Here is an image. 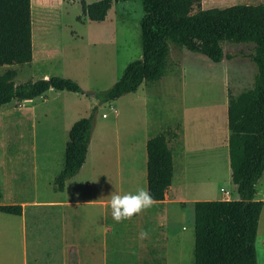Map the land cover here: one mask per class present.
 <instances>
[{
    "label": "rangeland",
    "instance_id": "374dc122",
    "mask_svg": "<svg viewBox=\"0 0 264 264\" xmlns=\"http://www.w3.org/2000/svg\"><path fill=\"white\" fill-rule=\"evenodd\" d=\"M261 1L201 0V7L224 8ZM31 8L33 59L28 65L8 66L18 71L15 83L60 76L77 82L82 92L52 89L36 99L12 100L0 107V203L23 205L28 264H152L153 258L161 259L162 264H193L192 204L155 203L130 220L116 223L107 206L110 199L107 194L111 190L134 193L146 184L119 186L112 181L103 184L99 179H90L89 184L66 181L64 191L53 190L54 177L62 168L68 132L76 120L93 114L97 131L100 126L106 128L103 140L106 149L114 147L120 107L127 104L120 98L100 103L96 95L112 86L130 61L141 57V2H115L100 23L84 17L83 22L76 20L81 15L80 0H32ZM223 47L227 56L220 64L171 44L170 71L180 74L182 60L187 72L181 80L166 76L165 81L160 78L147 83L148 90L139 88L133 96L138 97L135 104L139 112L146 104L148 117L175 123L174 127L179 129L184 104L191 109L188 118L194 124L198 119L199 124L210 122L211 108L217 107L216 103L226 96L225 89L237 94L251 87L257 72L249 57L252 43L226 42ZM94 107L96 111L92 112ZM99 142L98 135H94L91 152H96ZM206 157L201 156V161ZM200 165H191V176L206 179L204 174H210L212 169L201 171ZM221 165L220 179L227 176L225 164ZM197 185L187 190L208 191L218 187L210 183ZM256 191L264 196V176ZM20 223L18 217L0 212V259L7 251L16 255L21 248ZM141 230L149 233L147 239H139ZM263 240L264 207L254 242L257 264H264ZM40 249L48 254L33 261L34 253ZM0 264L21 262L0 261Z\"/></svg>",
    "mask_w": 264,
    "mask_h": 264
},
{
    "label": "trees",
    "instance_id": "16d2710c",
    "mask_svg": "<svg viewBox=\"0 0 264 264\" xmlns=\"http://www.w3.org/2000/svg\"><path fill=\"white\" fill-rule=\"evenodd\" d=\"M118 1L132 0H80L81 15L76 20L103 22ZM139 1L143 11L139 20L141 57L130 61L118 80L96 95L100 103L114 101L135 92L142 83L162 78L170 63L171 44L200 53L215 63L227 56L224 43L253 44L249 55L257 70L253 85L237 94L227 90L230 176L238 198L193 202V264H257L254 242L263 203L254 199L264 172V0L208 9L201 7V0ZM31 2L0 0V107L12 100L36 99L49 89L82 92L77 82L60 76L15 83L18 71L8 66L28 65L33 59ZM93 125V114L71 125L62 168L53 180L54 191H64L66 181L85 162ZM175 135L167 127L146 142V188L156 203L165 200L172 181L168 140ZM0 212L21 216L23 206L0 203ZM162 263L159 258L152 259V264Z\"/></svg>",
    "mask_w": 264,
    "mask_h": 264
},
{
    "label": "crops",
    "instance_id": "0c3cea01",
    "mask_svg": "<svg viewBox=\"0 0 264 264\" xmlns=\"http://www.w3.org/2000/svg\"><path fill=\"white\" fill-rule=\"evenodd\" d=\"M219 63L221 64V62ZM179 66L180 74H173L168 66L167 75H164L162 79L166 76H174V78L177 77L181 80L187 71L182 60ZM47 77L48 76L45 78ZM222 80L224 81L225 87L226 81L224 78ZM143 87L147 90L150 88L148 84L142 83L137 90ZM50 90L52 89H49L46 93L50 92ZM137 90L120 96V99L118 98L119 100H124L127 105L120 107L119 131L113 149L107 150L105 142L103 143L106 132L105 126L98 127L97 131V125L94 123L85 162L82 164L78 173L68 179L67 182L76 183L79 181L80 183L85 182L89 184L90 179H99L103 184L112 181L119 186L125 185L133 187L137 183L146 184V142L150 137L161 132L163 126H167L169 122L165 121L164 123L162 119H153L152 115L148 117V108H146V104L144 110L141 108L140 113L138 104H135L136 100L138 102V97H133ZM154 90L155 88H153L151 92ZM227 90L228 88L225 89L224 93L226 96L216 103L217 107L211 108L210 122L207 124L204 122L203 124H199V119L198 122L194 124L192 119L188 118L191 109H188L184 104H182L183 106L180 110V120L178 122L179 129L174 127L175 123H169L168 127L172 128L176 133L175 136L169 137L168 140V144L172 150L173 176L163 202L180 203L181 205L192 204L193 206V202L200 200H235L238 198V194L230 176L228 147L230 131L228 129L227 120ZM132 103L135 105H132ZM131 109H135V112ZM213 110L214 113H212ZM204 118L206 117L204 116ZM94 135H98L100 139L95 153L91 152ZM108 152L118 154L119 159L116 167L110 160L111 156L114 154L110 156ZM205 155L207 157L204 162H202L201 156L205 157ZM223 163L227 170V176L226 178L220 179L219 170ZM194 164L198 166L202 164L199 167L200 169L196 168L201 171L204 169H212L210 174H204L206 179L197 175H193L194 177L191 176V165ZM263 176L264 173L259 178L258 182ZM196 179L200 181H196ZM200 183H204V185L205 183H210L218 187L208 191L205 189L187 190V187L198 186L197 184ZM254 201H262V208L264 207V196H259L258 191L255 193ZM15 217H18L21 222V248L14 256L10 251H7L5 257L1 258L0 261H20L21 264H28L29 248L27 245L26 219L23 213L21 216ZM44 253H46L45 250L40 249L36 251L33 255V261H40V257H42ZM61 261H65L64 258H62Z\"/></svg>",
    "mask_w": 264,
    "mask_h": 264
},
{
    "label": "clouds",
    "instance_id": "9594fccd",
    "mask_svg": "<svg viewBox=\"0 0 264 264\" xmlns=\"http://www.w3.org/2000/svg\"><path fill=\"white\" fill-rule=\"evenodd\" d=\"M107 195L110 196L107 206L111 209L112 219L116 223L130 220L133 216L150 209L156 203L146 187L138 188L134 193H120L111 190ZM148 237L149 233L147 231H140V240H145Z\"/></svg>",
    "mask_w": 264,
    "mask_h": 264
},
{
    "label": "bare ground",
    "instance_id": "6f19581e",
    "mask_svg": "<svg viewBox=\"0 0 264 264\" xmlns=\"http://www.w3.org/2000/svg\"><path fill=\"white\" fill-rule=\"evenodd\" d=\"M110 160L112 161L111 162L112 164H114V162H116V164L118 165V154H116V156H111Z\"/></svg>",
    "mask_w": 264,
    "mask_h": 264
},
{
    "label": "built area",
    "instance_id": "2783aa9c",
    "mask_svg": "<svg viewBox=\"0 0 264 264\" xmlns=\"http://www.w3.org/2000/svg\"><path fill=\"white\" fill-rule=\"evenodd\" d=\"M103 116H105V114H103Z\"/></svg>",
    "mask_w": 264,
    "mask_h": 264
}]
</instances>
